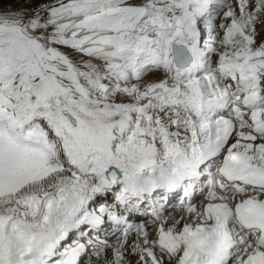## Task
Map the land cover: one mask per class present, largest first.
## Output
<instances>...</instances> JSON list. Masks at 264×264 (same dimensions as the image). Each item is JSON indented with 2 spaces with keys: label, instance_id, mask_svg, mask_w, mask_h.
Masks as SVG:
<instances>
[{
  "label": "snow or ice",
  "instance_id": "snow-or-ice-1",
  "mask_svg": "<svg viewBox=\"0 0 264 264\" xmlns=\"http://www.w3.org/2000/svg\"><path fill=\"white\" fill-rule=\"evenodd\" d=\"M0 264H264V0H0Z\"/></svg>",
  "mask_w": 264,
  "mask_h": 264
},
{
  "label": "rangeland",
  "instance_id": "rangeland-1",
  "mask_svg": "<svg viewBox=\"0 0 264 264\" xmlns=\"http://www.w3.org/2000/svg\"><path fill=\"white\" fill-rule=\"evenodd\" d=\"M2 3H3V7L9 6V0H2ZM13 6H17V5H13Z\"/></svg>",
  "mask_w": 264,
  "mask_h": 264
}]
</instances>
